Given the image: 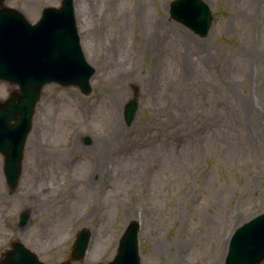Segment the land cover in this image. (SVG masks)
Listing matches in <instances>:
<instances>
[{"label":"rangeland","instance_id":"rangeland-1","mask_svg":"<svg viewBox=\"0 0 264 264\" xmlns=\"http://www.w3.org/2000/svg\"><path fill=\"white\" fill-rule=\"evenodd\" d=\"M61 1L5 3L36 22ZM172 1L74 0L92 91L44 86L13 193L0 153V257L20 240L46 264H104L136 219L141 264H225L235 229L264 211V0H204L214 19L203 37ZM0 84L5 98L14 86ZM115 110L128 131L94 172ZM131 135L152 149H130ZM84 229L89 250L72 260Z\"/></svg>","mask_w":264,"mask_h":264},{"label":"water","instance_id":"water-1","mask_svg":"<svg viewBox=\"0 0 264 264\" xmlns=\"http://www.w3.org/2000/svg\"><path fill=\"white\" fill-rule=\"evenodd\" d=\"M5 1L0 0V81L14 88L6 98H0V153L4 156L6 181L13 193L22 175L25 144L43 87L55 82L78 86L89 94L96 69L87 60L81 44L74 0H62L59 6H45L36 22ZM170 13L202 37L208 34L213 21L210 6L204 0H173ZM137 109V100L131 99L124 110L127 123L132 122ZM27 217V212H23L21 223ZM139 228L137 220L127 225L117 253L104 264H141ZM90 240L88 229L79 232L71 251L72 260L85 256ZM263 259L264 211L236 228L225 264H261ZM0 264L46 263L17 240L3 253Z\"/></svg>","mask_w":264,"mask_h":264},{"label":"bare ground","instance_id":"bare-ground-1","mask_svg":"<svg viewBox=\"0 0 264 264\" xmlns=\"http://www.w3.org/2000/svg\"><path fill=\"white\" fill-rule=\"evenodd\" d=\"M134 78H135L134 75L133 76L129 75L126 79L132 80ZM120 96H122V94H120ZM119 118H120L119 114L115 110L114 115H113V119L109 125V128H110L109 132L106 135L103 134L102 136H100L99 139L96 140V145H94V150H93V156L95 159L94 172H96L99 168H102L103 158L105 156L106 151L112 146L114 138L118 137L121 134L123 136L128 131L123 127V125H121ZM156 135L154 136L155 137L154 139L160 140L162 138L161 136H158V135L156 136ZM126 142L131 146L130 149L135 150V148H136V151L140 152L139 154H146V152H148L152 149V148H150V149L148 148L149 146L147 145V142H144V138L139 139V138H135L131 135V138L129 140H127ZM73 143L76 145L75 147H77V148H79L81 146L80 142L75 140V139H74ZM85 183L87 185L92 186L94 181L92 179H88V180L85 179Z\"/></svg>","mask_w":264,"mask_h":264}]
</instances>
